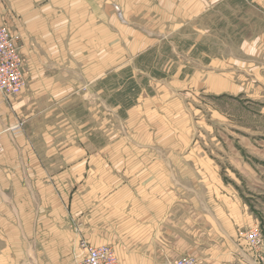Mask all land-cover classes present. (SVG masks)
<instances>
[{
    "label": "rangeland",
    "instance_id": "rangeland-1",
    "mask_svg": "<svg viewBox=\"0 0 264 264\" xmlns=\"http://www.w3.org/2000/svg\"><path fill=\"white\" fill-rule=\"evenodd\" d=\"M147 5L146 12L131 17L144 32L138 31L137 39L131 33V41L128 36L122 38L119 49H106L103 79L98 84L90 82L87 99L72 98V111L57 115L58 121L63 117L70 121L72 131L68 134L59 124L54 136L83 133L89 138L90 173L72 178L74 188L67 194L71 200L60 206L67 221L61 225L62 232L72 240V259L80 241H89L87 237L94 244L113 245L127 264L155 257L124 256L126 251L130 254L125 245L130 235L127 225L116 218L122 207L119 203L97 207L94 200L102 194L86 195L91 185L138 187L146 184L143 171L162 168L179 170L178 179L169 177V184L183 181L186 186H198L202 196L217 197L205 187L219 184L229 191L227 196L237 199L233 187L227 186L235 178L241 194H249L256 202L250 211H258L260 200L264 201V173L245 180L238 171L245 161L260 165L258 161L264 160V0H153ZM136 171L137 176H131ZM57 195L65 197L62 191ZM136 195L138 202L131 207L139 214L143 201L140 192ZM159 220L153 218L152 225L138 222L135 229L141 233L133 228L137 238L133 249L140 250L144 242L140 238L146 233L148 238L152 230H170L171 222L154 228ZM255 221L263 230V224ZM250 224L241 231L247 248L250 245L242 233ZM3 228L7 233L0 237V264H37V257L25 250L41 248L43 242L20 240L16 227L6 224ZM256 257L254 253L255 261L264 263ZM244 258L234 253L231 264L247 261ZM173 261L168 259L167 264Z\"/></svg>",
    "mask_w": 264,
    "mask_h": 264
},
{
    "label": "crops",
    "instance_id": "crops-1",
    "mask_svg": "<svg viewBox=\"0 0 264 264\" xmlns=\"http://www.w3.org/2000/svg\"><path fill=\"white\" fill-rule=\"evenodd\" d=\"M148 1L153 2L0 0V25L11 26L17 36L27 81L15 96L5 97L0 93V130L5 145L4 153L0 154V237H5L7 231L2 227L8 224L16 227L20 240L43 242L41 248L31 252L29 248L25 250L28 255L37 257V264L71 263L72 240L62 232L61 225H66L67 221L60 206L71 200V194H67L74 188L72 178L90 173L89 138L83 137V133L75 137L54 136V129L59 124L69 130L68 134L72 131L70 121L65 117L58 121L57 115L72 111V98L87 99L90 82L98 84L103 79L106 49H119L122 38L128 36L130 40L132 33L137 39V32H144L133 25L131 17L133 13L146 12ZM145 17L147 15H143ZM96 91L99 95V89ZM238 161L245 160L238 158ZM258 162L260 165L241 163L239 176L247 180L256 172L264 173V160ZM178 172L150 169L143 171L146 184L138 187L116 183L91 185L85 189L86 195L102 194L94 200L97 207L101 203L114 207L119 203L122 207L116 218L122 220V225H127L130 235L125 242L130 254L126 251L124 256H155L149 262L140 260L138 264H167L168 259L174 260L172 264H175L187 255L197 256L198 264H231L235 253L252 264H264L255 261L253 251L247 248L241 236L243 228L256 223L255 220L263 224L264 232L263 199L258 211H250V206L256 202L249 194H241L235 178L227 186L233 187L231 190L237 193V199L227 196L229 191L219 184L205 187L209 194L214 193L217 197L202 196L198 186H186L183 181L169 184V177L178 179ZM131 176H137V171ZM233 177H236L235 173ZM61 191L65 193L64 198L57 195ZM137 192L143 201H140L143 211L139 214L132 209L138 202ZM183 193L188 195L183 197ZM159 217L160 223H155L154 228L171 222L170 230L166 227L160 232L152 230L148 238L146 233L140 238L145 242L140 245V250L133 249L137 246L133 228L141 221H144L142 225H150L153 218ZM138 229H135L136 234L141 233ZM117 255L122 264H127L121 260L119 250Z\"/></svg>",
    "mask_w": 264,
    "mask_h": 264
},
{
    "label": "built area",
    "instance_id": "built-area-1",
    "mask_svg": "<svg viewBox=\"0 0 264 264\" xmlns=\"http://www.w3.org/2000/svg\"><path fill=\"white\" fill-rule=\"evenodd\" d=\"M23 56L17 42V36L5 25H0V93L11 97L21 92L26 85L23 69ZM5 151L0 131V153ZM256 259L264 261V233L259 224H253L242 233ZM198 258L187 255L175 261V264H197ZM70 264H122L113 245L108 243L94 244L82 239ZM235 264H252L241 261Z\"/></svg>",
    "mask_w": 264,
    "mask_h": 264
}]
</instances>
